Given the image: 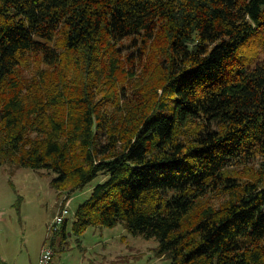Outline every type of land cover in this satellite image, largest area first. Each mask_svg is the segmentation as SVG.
Returning <instances> with one entry per match:
<instances>
[{
    "label": "trees",
    "instance_id": "obj_1",
    "mask_svg": "<svg viewBox=\"0 0 264 264\" xmlns=\"http://www.w3.org/2000/svg\"><path fill=\"white\" fill-rule=\"evenodd\" d=\"M16 163L60 195L105 179L75 234L121 224L172 264H264V0H0Z\"/></svg>",
    "mask_w": 264,
    "mask_h": 264
},
{
    "label": "rangeland",
    "instance_id": "obj_2",
    "mask_svg": "<svg viewBox=\"0 0 264 264\" xmlns=\"http://www.w3.org/2000/svg\"><path fill=\"white\" fill-rule=\"evenodd\" d=\"M31 75L30 70L24 71L25 77ZM262 162L253 164L252 176ZM55 177L54 173L37 172L19 163L0 165V236L5 253H11L8 264H32L41 256L45 244L50 243L47 237L55 217L67 204L68 239L64 245H56V264H172L157 253L156 239L134 236L121 224L114 228L91 226L83 234H75L78 208L105 179L100 176L84 189L60 195L51 185ZM213 201L218 205L221 198Z\"/></svg>",
    "mask_w": 264,
    "mask_h": 264
},
{
    "label": "built area",
    "instance_id": "obj_3",
    "mask_svg": "<svg viewBox=\"0 0 264 264\" xmlns=\"http://www.w3.org/2000/svg\"><path fill=\"white\" fill-rule=\"evenodd\" d=\"M69 206L70 204H67V206L63 207L61 211L58 213V215H56L54 219V223L50 228V232H49L50 236L48 238V241L51 240L50 237L52 236V234L60 229L59 226L62 225L66 219H68L70 215ZM55 256H56V251L53 248L52 243L51 242L46 243L41 251L39 264H55Z\"/></svg>",
    "mask_w": 264,
    "mask_h": 264
},
{
    "label": "crops",
    "instance_id": "obj_4",
    "mask_svg": "<svg viewBox=\"0 0 264 264\" xmlns=\"http://www.w3.org/2000/svg\"><path fill=\"white\" fill-rule=\"evenodd\" d=\"M67 239H68V234H67ZM66 239V240H67ZM58 244H61V241H59L58 240V243H57V246H58ZM65 244V243H64ZM63 244V245H64ZM9 246V245H8ZM5 248H3V245H2V243H1V236H0V264H8V256L11 254H6L5 253ZM57 253V252H56ZM39 262H40V255H39V257H37V258H34V260H33V262H32V264H39ZM55 264H56V262H55Z\"/></svg>",
    "mask_w": 264,
    "mask_h": 264
}]
</instances>
